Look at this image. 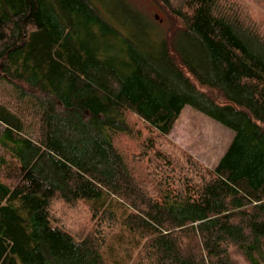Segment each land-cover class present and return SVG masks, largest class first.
I'll use <instances>...</instances> for the list:
<instances>
[{"label":"trees","instance_id":"obj_1","mask_svg":"<svg viewBox=\"0 0 264 264\" xmlns=\"http://www.w3.org/2000/svg\"><path fill=\"white\" fill-rule=\"evenodd\" d=\"M156 1L167 33L127 0H0V264H108L122 228L129 264H264V21ZM187 105L233 132L213 168L170 139Z\"/></svg>","mask_w":264,"mask_h":264},{"label":"rangeland","instance_id":"obj_2","mask_svg":"<svg viewBox=\"0 0 264 264\" xmlns=\"http://www.w3.org/2000/svg\"><path fill=\"white\" fill-rule=\"evenodd\" d=\"M245 6L255 20L264 21V0H225ZM149 19L161 26L165 33L175 27L156 0H127ZM158 19H160L158 21ZM233 132L209 116L191 106H185L175 121L170 139L209 168H213L225 153ZM121 149L132 148V141L119 139ZM140 177L144 176L143 168L136 166ZM137 250L136 237L126 229H120L110 239L109 245L102 248V255L108 264H129Z\"/></svg>","mask_w":264,"mask_h":264}]
</instances>
